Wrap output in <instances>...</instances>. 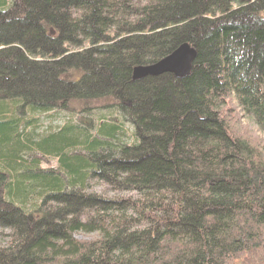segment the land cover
Wrapping results in <instances>:
<instances>
[{
	"label": "trees",
	"instance_id": "obj_1",
	"mask_svg": "<svg viewBox=\"0 0 264 264\" xmlns=\"http://www.w3.org/2000/svg\"><path fill=\"white\" fill-rule=\"evenodd\" d=\"M183 43L186 76L132 80ZM231 94L264 136V0H0V264H264Z\"/></svg>",
	"mask_w": 264,
	"mask_h": 264
},
{
	"label": "rangeland",
	"instance_id": "obj_2",
	"mask_svg": "<svg viewBox=\"0 0 264 264\" xmlns=\"http://www.w3.org/2000/svg\"><path fill=\"white\" fill-rule=\"evenodd\" d=\"M129 20L130 21L131 20H134V17L132 15H129ZM112 24H114L113 27L115 29V33L116 34L115 33L112 34V37H111L112 39L109 40L111 42H114L113 40H116L117 37H121L122 38V37L127 36V35H129V34L132 33V29L133 28H132V25L131 24L129 25V24L123 23V24L120 25V29H118L119 27L116 28V26H118L117 23H116V21H114ZM112 24H110V25H112ZM108 26H107V28H108ZM107 28H105V30ZM125 28H127L128 30H122V29H125ZM97 39H98L97 45H102L104 43H107L101 37H98ZM67 41H69V43L71 44V46L73 45L77 49H79V48L93 47V45L91 44V42H89V39L88 38L85 39V36H83V34L81 32L76 33L73 39H69ZM162 58H164V57H161L160 59H162ZM159 60H157V61H159ZM162 73L163 72H160V73L155 74V75L158 76V75H161ZM155 75L150 74V75H145V76H155ZM145 76H143V77H145ZM143 77H141V78H143ZM135 80H139V79H135ZM228 98H229V103H228L227 107L230 108V109L235 110L236 112H234V114L240 118V122L237 123V124H235V126H234L233 129L238 134L243 135L242 137H246V135H255V136H257L258 140L263 144L264 143V136L259 132L258 128L255 126V124L252 122V120L248 116L244 115V111L239 107V105H238L236 99L234 98V96L231 94V96H228ZM107 101H112V100H111V98L107 97ZM117 101L119 102V104L120 103L122 104V100L117 99ZM124 101L125 100H123L124 106H128V104H125ZM75 112L76 113L75 114H72L73 116H71V122H72L71 124L80 122L82 120L86 121L85 120V116H84L83 113H81V112H79L77 110H75ZM60 114H62V113H57L54 116V119H55L54 123L57 126H59V127L65 122V120L59 118ZM34 116H36V114ZM32 118H34V117H32ZM65 119H67V118H65ZM53 120L51 119L52 122H53ZM252 138L254 140V137H252ZM55 164H56L55 160H50V161H47L46 163L45 162H42L41 163L42 167H44V168H48L49 166H54ZM99 188L101 189L103 187L101 185L99 186L98 182H92L91 181L90 182V187L87 190L88 191H97V189H99ZM41 210L44 211V212H46V210L44 208L41 209ZM43 214L44 213L41 212V215H43ZM87 236L88 235H82V233H76L75 234V237L76 238L87 237ZM91 236H93V235H90L88 237H91Z\"/></svg>",
	"mask_w": 264,
	"mask_h": 264
},
{
	"label": "water",
	"instance_id": "obj_3",
	"mask_svg": "<svg viewBox=\"0 0 264 264\" xmlns=\"http://www.w3.org/2000/svg\"><path fill=\"white\" fill-rule=\"evenodd\" d=\"M195 56L196 51L194 48L188 43H183L169 55L155 63L133 67L131 75L132 79H140L145 75H155L160 72H168L176 77L186 76L190 72Z\"/></svg>",
	"mask_w": 264,
	"mask_h": 264
}]
</instances>
